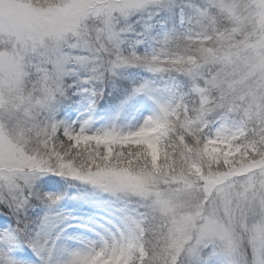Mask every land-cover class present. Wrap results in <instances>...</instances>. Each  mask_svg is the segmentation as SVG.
I'll use <instances>...</instances> for the list:
<instances>
[{
    "label": "snow or ice",
    "instance_id": "obj_1",
    "mask_svg": "<svg viewBox=\"0 0 264 264\" xmlns=\"http://www.w3.org/2000/svg\"><path fill=\"white\" fill-rule=\"evenodd\" d=\"M0 264H264V0H0Z\"/></svg>",
    "mask_w": 264,
    "mask_h": 264
},
{
    "label": "rangeland",
    "instance_id": "obj_2",
    "mask_svg": "<svg viewBox=\"0 0 264 264\" xmlns=\"http://www.w3.org/2000/svg\"><path fill=\"white\" fill-rule=\"evenodd\" d=\"M137 72H140L144 76H147L148 75L147 73H143L142 70L135 69V68H129V69L126 70V74L127 73H137ZM101 103H103V102H101ZM73 109H75V113H73L72 111H70L66 115L61 116L60 118L61 119H68V118H70L72 121H75L77 119V116H78L79 113H78V111H77V109L75 107H73ZM104 115H105V113L104 112H101L100 109L98 108L97 109V116H96L97 126L100 125L101 118ZM121 123H125V121L122 119L121 120ZM69 245H70V247L68 248V251H70V250L74 249L75 247H77L78 246V243H77L76 240H71V241H69ZM61 258H63V257L61 256Z\"/></svg>",
    "mask_w": 264,
    "mask_h": 264
},
{
    "label": "trees",
    "instance_id": "obj_3",
    "mask_svg": "<svg viewBox=\"0 0 264 264\" xmlns=\"http://www.w3.org/2000/svg\"><path fill=\"white\" fill-rule=\"evenodd\" d=\"M73 113H75V109L72 108L71 110ZM74 190L73 189H69V193L71 194Z\"/></svg>",
    "mask_w": 264,
    "mask_h": 264
}]
</instances>
